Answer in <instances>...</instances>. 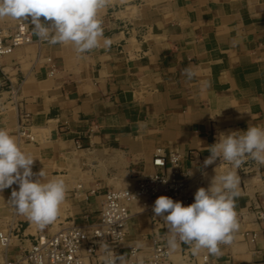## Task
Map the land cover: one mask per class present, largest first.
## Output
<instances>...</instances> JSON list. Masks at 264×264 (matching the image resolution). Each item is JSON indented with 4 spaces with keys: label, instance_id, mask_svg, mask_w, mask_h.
Segmentation results:
<instances>
[{
    "label": "crops",
    "instance_id": "obj_1",
    "mask_svg": "<svg viewBox=\"0 0 264 264\" xmlns=\"http://www.w3.org/2000/svg\"><path fill=\"white\" fill-rule=\"evenodd\" d=\"M99 16L103 37L96 49L78 54L71 45L42 41L30 23L32 42L1 60L0 128L37 158L34 173L44 169L68 188L57 219L43 229L7 202L17 184L0 192V231L17 236L8 259L38 235L69 225L90 231L105 193L133 189L138 173L153 172L157 149L181 156L184 193L194 197L215 168L233 170L219 159L203 167L218 134L264 127V0H107ZM16 21L0 18V26L10 32ZM189 67L191 79L182 74ZM245 166L237 170V213L264 207V165L251 160L243 175ZM130 214L117 252L138 254L117 264H141L154 234L166 244L169 238L164 221L154 224L138 205ZM246 231L257 233V242H246ZM262 231L264 223L246 214L220 256L207 249L193 255L178 241L175 250L168 247L167 264H203L204 256L210 264H264Z\"/></svg>",
    "mask_w": 264,
    "mask_h": 264
},
{
    "label": "clouds",
    "instance_id": "obj_2",
    "mask_svg": "<svg viewBox=\"0 0 264 264\" xmlns=\"http://www.w3.org/2000/svg\"><path fill=\"white\" fill-rule=\"evenodd\" d=\"M106 5L107 0H0V18L30 17L33 33L40 40L71 45L83 54L100 46L103 27L99 13ZM182 74L188 79L195 75L191 67ZM207 150L211 155L204 160V168L219 159L233 170L218 174L215 168L209 186L198 188L194 203L188 206L164 195L154 202L155 217L167 225V246L171 250L177 248L179 241L189 245L193 255L201 249L219 255L221 243H232L233 234L239 229L235 208L241 180L237 170L246 159L264 165V127L250 125L247 131L220 132L217 142ZM36 159L21 148L8 130L0 128V192L17 184L19 190L13 189L7 202L43 229L57 219L68 188L62 178L48 179L44 169L34 173ZM186 174L192 176L193 172L189 169ZM101 247L105 251L103 264H117L120 256L107 244Z\"/></svg>",
    "mask_w": 264,
    "mask_h": 264
},
{
    "label": "built area",
    "instance_id": "obj_3",
    "mask_svg": "<svg viewBox=\"0 0 264 264\" xmlns=\"http://www.w3.org/2000/svg\"><path fill=\"white\" fill-rule=\"evenodd\" d=\"M30 23L31 18L17 20L10 32L0 26V64L2 58L11 55L15 49L32 42ZM20 136L28 142H34V138L25 131H20ZM180 163L181 156L178 153L166 154L161 149L155 150L151 161L153 172L138 173L135 186L131 190L107 191L103 197L98 222L90 231L69 225L51 236L38 235L33 238L30 248L14 259L7 258V251L17 236H13L10 231H0V264H103V244H107L120 256L117 263L134 260L138 254L134 249L124 255L117 252L126 238L131 216L130 206L138 205L141 212L147 214L154 224H159L163 220L155 217L152 210L159 196H168L174 201L182 202L184 206L194 203V197L184 193V173ZM244 163L246 166L242 168L243 175L250 172L248 165L251 159H246ZM246 214L253 215L258 223H264V207H252L246 213H237L238 223L243 221ZM242 237L250 244L258 240L255 232L246 231ZM223 246V243L219 245L220 254L213 255L214 257L221 255ZM169 258L165 236L154 234L151 237L150 253L141 264H167ZM202 262L210 264L208 256H204Z\"/></svg>",
    "mask_w": 264,
    "mask_h": 264
}]
</instances>
